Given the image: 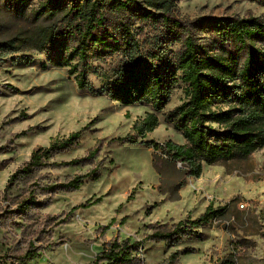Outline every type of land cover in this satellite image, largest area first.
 Segmentation results:
<instances>
[{"label":"rangeland","instance_id":"374dc122","mask_svg":"<svg viewBox=\"0 0 264 264\" xmlns=\"http://www.w3.org/2000/svg\"><path fill=\"white\" fill-rule=\"evenodd\" d=\"M49 1H23L20 14L26 15L25 23H31ZM4 2L0 0V24L10 33L22 21L2 12ZM177 14L185 22L208 17L264 19V0H178ZM107 19L112 32L119 33L118 27L125 23L142 40L152 35V29L145 28L142 36L139 17L130 11L111 12ZM197 30L202 33L199 26ZM203 37L200 43L212 49L209 36ZM255 43L264 48V40ZM181 48L179 42L169 45L173 53ZM27 57L33 59L30 64L24 60ZM118 60V54L108 50L88 63L101 72L110 71ZM47 62L46 55L36 51L0 62V264H94L108 243L128 238L131 245L139 243L133 253L138 260L128 264H165L176 252L180 256L175 264L226 260L264 264V148L246 160L204 165L200 178H184L174 200L158 190L162 178L154 158L163 167L165 157L153 143L162 147L167 142L186 143L170 115L188 100L187 86L181 81L172 86L169 103L157 113L154 132L138 138L136 144L119 142L115 140L136 135L134 127L153 112L152 106H123L105 95H93L78 87L68 68L50 64L43 68ZM84 71L98 89L101 80L91 69ZM77 132L79 143L50 162L84 158L103 140L92 160L70 167H42L29 175L22 172L37 148H48ZM95 169L97 178L85 179L78 190L50 188ZM176 169L183 167L176 163ZM164 171L165 178L181 181L173 167ZM210 204L227 210L194 229L197 236L184 237L175 245L151 239L155 229L150 226L170 231L178 223L200 218Z\"/></svg>","mask_w":264,"mask_h":264},{"label":"trees","instance_id":"16d2710c","mask_svg":"<svg viewBox=\"0 0 264 264\" xmlns=\"http://www.w3.org/2000/svg\"><path fill=\"white\" fill-rule=\"evenodd\" d=\"M2 12L21 19L20 25L6 33L0 24V62L22 52L36 51L46 55L48 64L68 68L76 75L78 87L93 95H105L111 100L131 106L150 104L153 112L134 127L136 135L115 141L136 144L159 125L157 113L170 101L173 85L181 81L188 88V100L180 105L170 121L186 140L183 145L167 142L164 147L153 143L155 150L162 149V166L154 158L162 181L158 190L176 199L184 186V178H200L203 166L227 164L248 159L264 148V48L256 41L264 40V19L249 17H208L195 22L183 21L177 14L178 0H50L47 6L35 13L32 22L20 14L26 0H4ZM130 11L139 17V32L152 29L151 37L141 36L125 23L118 32L110 30L107 15L111 12ZM201 28L199 33L197 27ZM200 30V29H199ZM208 35L213 44L206 49L200 43ZM182 43L176 53L170 44ZM147 44L150 46L146 49ZM117 53L118 62L110 71H98L88 61L94 56H105L107 51ZM30 64L33 59H24ZM89 68L101 80L97 89L88 79ZM23 135L25 134L22 133ZM80 133L68 139L56 140L48 148H37L30 162L22 169L31 174L42 167H70L92 160L98 155L103 140L84 158L66 163L50 159L79 143ZM180 163L183 170L176 169ZM169 167L181 174L175 183L165 178ZM98 170L75 177L52 190L75 191L90 177L97 178ZM136 188L128 197L134 198ZM227 207L214 209L210 204L204 215L194 221L178 223L170 231L161 232L157 226L151 239L178 244L184 237H195L194 229L224 215ZM139 244V243H137ZM137 244L131 238L107 244L96 257L94 264H128L138 260L133 256ZM180 256L176 252L165 264H175ZM29 260V259H27ZM215 264H233L231 260Z\"/></svg>","mask_w":264,"mask_h":264}]
</instances>
